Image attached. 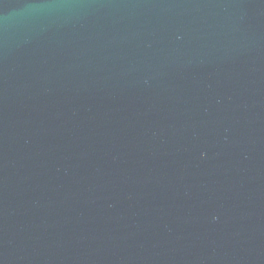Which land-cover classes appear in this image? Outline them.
Here are the masks:
<instances>
[{"label":"water","instance_id":"obj_1","mask_svg":"<svg viewBox=\"0 0 264 264\" xmlns=\"http://www.w3.org/2000/svg\"><path fill=\"white\" fill-rule=\"evenodd\" d=\"M0 264H264V0H0Z\"/></svg>","mask_w":264,"mask_h":264}]
</instances>
